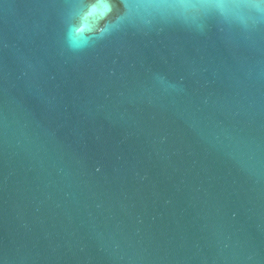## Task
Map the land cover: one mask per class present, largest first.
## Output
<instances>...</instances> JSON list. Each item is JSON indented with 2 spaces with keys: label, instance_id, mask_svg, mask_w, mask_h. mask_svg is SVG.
I'll return each instance as SVG.
<instances>
[{
  "label": "water",
  "instance_id": "95a60500",
  "mask_svg": "<svg viewBox=\"0 0 264 264\" xmlns=\"http://www.w3.org/2000/svg\"><path fill=\"white\" fill-rule=\"evenodd\" d=\"M0 264H264V0H0Z\"/></svg>",
  "mask_w": 264,
  "mask_h": 264
}]
</instances>
